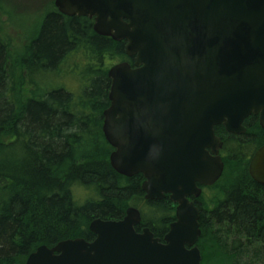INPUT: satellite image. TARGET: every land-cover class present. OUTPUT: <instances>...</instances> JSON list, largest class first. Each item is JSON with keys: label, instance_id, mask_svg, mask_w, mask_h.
I'll return each instance as SVG.
<instances>
[{"label": "trees", "instance_id": "16d2710c", "mask_svg": "<svg viewBox=\"0 0 264 264\" xmlns=\"http://www.w3.org/2000/svg\"><path fill=\"white\" fill-rule=\"evenodd\" d=\"M54 1L0 0V264H25L43 245L89 241L93 220L119 221L131 207L142 217L138 231L156 237L175 221L168 196L145 200L143 176L110 165L108 71L133 65L126 42L97 35L93 20L67 17ZM244 127L243 135L215 128L225 171L197 202L201 264H264V186L248 171L264 128L257 116Z\"/></svg>", "mask_w": 264, "mask_h": 264}, {"label": "water", "instance_id": "95a60500", "mask_svg": "<svg viewBox=\"0 0 264 264\" xmlns=\"http://www.w3.org/2000/svg\"><path fill=\"white\" fill-rule=\"evenodd\" d=\"M59 13L93 20L97 35L126 42L129 62L108 71L110 106L103 134L111 167L142 175L148 201L166 196L175 221L164 244L136 227L127 209L119 221L95 219L93 242L68 239L40 246L25 264H201L200 209L191 198L220 180L223 141L243 135L258 116L264 128V0H55ZM249 174L264 186V146Z\"/></svg>", "mask_w": 264, "mask_h": 264}, {"label": "flooded vegetation", "instance_id": "af4514ba", "mask_svg": "<svg viewBox=\"0 0 264 264\" xmlns=\"http://www.w3.org/2000/svg\"><path fill=\"white\" fill-rule=\"evenodd\" d=\"M258 117V116H257ZM258 120H259V117H258ZM228 134V133H227ZM222 151V150H221ZM221 151H220V153H221ZM221 156V155H220ZM253 157V156H252ZM252 157H251V159H252ZM222 158V157H221ZM251 159H250V161H251ZM223 161V160H222ZM224 163V162H223ZM249 164H250V162H249ZM224 171H225V164H224ZM248 171H249V166H248ZM223 175H224V172H223ZM223 175H222V177H223ZM250 175V174H249ZM222 177L220 178V180L222 179ZM251 177V176H250ZM219 180V181H220ZM218 181V182H219ZM254 181V180H253ZM218 182H216L213 186H215ZM255 182V181H254ZM213 186H210V187H213ZM210 187H203V186H200V188H201V190H202V193H201V195H200V197H198V198H196V199H194V198H191L190 200L191 201H193L195 204H196V206L198 207V201L202 198V196L204 195V192L207 190V188H210ZM209 200V199H208ZM176 206V205H175ZM177 207V206H176ZM199 208V207H198ZM141 224H142V221H141ZM141 224L139 225V226H137L136 227V231L137 232H141L144 228H147V227H141V229L138 231V227H140L141 226ZM149 229V228H148ZM151 231V230H150ZM152 232V231H151ZM154 234V233H153ZM165 236V235H164ZM164 236L163 237H156L155 235H154V237L156 238V239H159L160 240V242L161 243H163L164 244ZM84 240H86V239H84ZM95 240V236H94V238L93 239H91V240H89V241H87V242H93ZM198 243V242H197ZM198 247V246H197ZM49 248H53V247H49Z\"/></svg>", "mask_w": 264, "mask_h": 264}, {"label": "rangeland", "instance_id": "374dc122", "mask_svg": "<svg viewBox=\"0 0 264 264\" xmlns=\"http://www.w3.org/2000/svg\"><path fill=\"white\" fill-rule=\"evenodd\" d=\"M19 3L20 2H23V3H28L29 1H32V0H18ZM35 1V6H37V4L40 2V0H34ZM44 2V0H42Z\"/></svg>", "mask_w": 264, "mask_h": 264}]
</instances>
